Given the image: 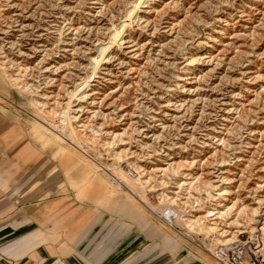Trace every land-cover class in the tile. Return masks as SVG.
Returning <instances> with one entry per match:
<instances>
[{"label":"rangeland","instance_id":"obj_1","mask_svg":"<svg viewBox=\"0 0 264 264\" xmlns=\"http://www.w3.org/2000/svg\"><path fill=\"white\" fill-rule=\"evenodd\" d=\"M132 1L0 0V110L20 134L6 156L33 149L76 173L35 129L65 137L66 112L81 138L76 154L107 188L113 177H140L113 200L155 244L166 238L172 253L153 264H217L210 237L183 221L261 241V231H239L253 209V225L264 221V0H145L109 45Z\"/></svg>","mask_w":264,"mask_h":264},{"label":"crops","instance_id":"obj_2","mask_svg":"<svg viewBox=\"0 0 264 264\" xmlns=\"http://www.w3.org/2000/svg\"><path fill=\"white\" fill-rule=\"evenodd\" d=\"M19 135L6 130V114L0 110V264H153L172 253L166 238L155 244L141 219L124 213L113 200L121 191L107 188L81 156H70L76 173L64 172L55 158L33 149L6 156V146ZM28 152L34 157H26ZM91 188H98L101 205ZM124 214L130 219L125 221Z\"/></svg>","mask_w":264,"mask_h":264},{"label":"bare ground","instance_id":"obj_3","mask_svg":"<svg viewBox=\"0 0 264 264\" xmlns=\"http://www.w3.org/2000/svg\"><path fill=\"white\" fill-rule=\"evenodd\" d=\"M144 2H145V0H133L130 3V5H129L128 9H127V12H126L125 19H124L123 23L118 27V29H116L115 31H113L110 34V40H109L110 43H109V45L113 44L114 42H116L117 40L120 39V36L122 34V31H123L124 27L126 26V24L128 22L130 23L131 17L137 11V9H140L139 8L140 5L142 3H144ZM127 25H129V24H127ZM97 65H98V60L95 62L94 66H92V68H93L92 71H91L92 74H94L95 69L97 68ZM67 107H69V106H67ZM67 110H68V108H67ZM69 110H70V108H69ZM62 115H63L62 122H63V126L65 128V130L63 131V133H64L63 135H65V137H67V138L69 136L70 139H71L70 142H67L65 137L62 136V134L60 135V134L56 133L54 131V129H52L51 127L49 128V127H46V126L42 125L41 122H38L35 125V129L45 139V140L44 139L43 140L46 142V144L48 143V144H52V145L58 146L59 148H61V150L65 151L69 156H77L76 151H81L80 150V148H81L80 147L81 146L80 145V143H81L80 139L81 138H79V134L77 133V131H76V129H75L73 123H72L71 117L66 112L65 113L62 112ZM67 132H69L70 135H68ZM61 143L69 144L71 149H69L67 147H63L61 145ZM86 165L89 167V170H90L91 173H95L96 172V169L93 166H91L90 163L86 162ZM107 172L108 171H105L106 174H108ZM120 172L121 171L118 170V169L114 170L115 174H119ZM122 183L125 184V185L130 186L131 188H133V186H138L140 184V177L132 176L131 178H129V177H126V176H122L121 180H118V178L113 177L111 179V181H109V185H110L111 189L114 192H116V190H118V187H120L121 189L124 188ZM129 192L132 193V195L135 196V193L133 191H129ZM224 193H225V191H224ZM256 211H257L256 209H253L251 211V216L248 214L249 216L247 215L246 219L244 220L245 223L247 224V226H249V230L247 229L248 232L239 231V234L246 233L247 234V236H246L247 238L253 239V236H257V238H258V235L256 233L258 232V234H259V232L261 231V233H260L261 234V237H260L261 241L259 242V244H257V242H255V240H248V241H250L252 243H256L257 251L260 254L264 255L263 254V252H264V221H263V224H262L261 228H258V227L254 226L255 225L254 223L257 222L256 219H255ZM222 213H225V211L221 212V214ZM211 215H213V213L210 212V210H207V214H205L203 217L204 218H208ZM239 215H240V212H239L238 216ZM209 220H213V219H209ZM183 222H184L185 226L192 227V229L195 230L198 234L202 233V234H206L207 236L210 237V240H209L210 244H208V246H207L210 251L214 250L213 246L218 247L220 245L221 246L222 245H228L230 243H233V242L241 239L235 233H232L231 237H227V235L224 234L225 232H220L219 231L218 225H217V223L215 221H211L210 223H204V225H201V224L198 223L197 218H193V219L192 218H186V219H184ZM235 222H238V221L235 220ZM239 230H241V229H239ZM189 254H191V253H189Z\"/></svg>","mask_w":264,"mask_h":264},{"label":"built area","instance_id":"obj_4","mask_svg":"<svg viewBox=\"0 0 264 264\" xmlns=\"http://www.w3.org/2000/svg\"><path fill=\"white\" fill-rule=\"evenodd\" d=\"M166 225L170 221L162 218ZM212 256L219 264H264V257L257 251L255 243L240 239L228 245L218 246L212 251Z\"/></svg>","mask_w":264,"mask_h":264}]
</instances>
